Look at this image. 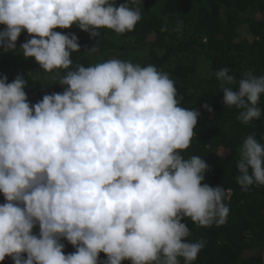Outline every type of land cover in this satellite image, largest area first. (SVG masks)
Returning <instances> with one entry per match:
<instances>
[{
    "label": "clouds",
    "instance_id": "clouds-1",
    "mask_svg": "<svg viewBox=\"0 0 264 264\" xmlns=\"http://www.w3.org/2000/svg\"><path fill=\"white\" fill-rule=\"evenodd\" d=\"M139 0H0V46L20 45L45 71L67 69L79 51L75 34L54 32L74 23L99 36L100 28L132 31L141 19ZM162 27L161 31H166ZM39 37V38H37ZM223 102L248 123L264 76L247 72L238 81L227 68L215 73ZM24 78H0V261L13 264H190L203 242L186 241L185 217L199 226L226 222L222 187L201 185L204 159H184L200 115L178 105L166 73L148 65L110 59L77 66L61 77L63 93L30 106ZM232 85H237L234 89ZM204 107H208L204 105ZM210 110V109H209ZM238 184L264 185V144L253 136L237 149ZM22 205V206H21ZM39 223V236L32 234ZM64 237L74 253L65 255ZM26 253L25 259L21 254Z\"/></svg>",
    "mask_w": 264,
    "mask_h": 264
},
{
    "label": "trees",
    "instance_id": "trees-1",
    "mask_svg": "<svg viewBox=\"0 0 264 264\" xmlns=\"http://www.w3.org/2000/svg\"><path fill=\"white\" fill-rule=\"evenodd\" d=\"M113 2L119 6L129 0ZM138 6L141 19L123 34L100 28V35L92 36L76 23L53 29L78 38L80 50L71 53L67 69L48 72L34 57L25 58L20 45L31 37L22 29L14 50L0 46V78L6 76L9 83L17 76L24 78L26 100L32 106L44 95L63 93L68 86L60 83L61 77L80 65L118 59L166 73L176 88L178 105L200 113L190 145L180 155L204 159L208 169L201 185L227 191L224 203L229 214L224 224L199 226L190 218L181 220L189 229L186 241L204 244L190 264H264V185L254 183L245 190L237 182L238 147L250 135L264 144V93L256 105L261 116L242 123L241 110L224 104L221 81L215 75L227 68L237 84L247 72L264 76V0H139ZM162 27L167 30L161 31ZM5 28L0 24V31ZM5 202L0 193V205ZM39 232L37 222L32 234L38 237ZM58 242L65 255L76 251L66 238L59 237ZM21 255L27 258L26 253ZM106 259L99 253L98 264ZM178 259L184 264L183 258ZM0 264L13 260L6 256Z\"/></svg>",
    "mask_w": 264,
    "mask_h": 264
}]
</instances>
